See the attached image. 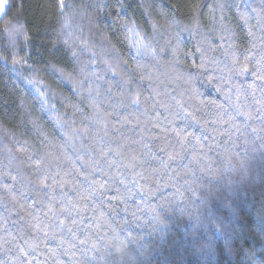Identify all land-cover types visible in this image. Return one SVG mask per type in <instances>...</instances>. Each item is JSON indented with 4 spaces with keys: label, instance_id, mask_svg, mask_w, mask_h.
Listing matches in <instances>:
<instances>
[{
    "label": "trees",
    "instance_id": "16d2710c",
    "mask_svg": "<svg viewBox=\"0 0 264 264\" xmlns=\"http://www.w3.org/2000/svg\"><path fill=\"white\" fill-rule=\"evenodd\" d=\"M7 1L0 264H264V0Z\"/></svg>",
    "mask_w": 264,
    "mask_h": 264
},
{
    "label": "rangeland",
    "instance_id": "374dc122",
    "mask_svg": "<svg viewBox=\"0 0 264 264\" xmlns=\"http://www.w3.org/2000/svg\"><path fill=\"white\" fill-rule=\"evenodd\" d=\"M7 7H8V1L7 0H1L0 1V18H2V16L5 13Z\"/></svg>",
    "mask_w": 264,
    "mask_h": 264
},
{
    "label": "snow or ice",
    "instance_id": "6c2138e0",
    "mask_svg": "<svg viewBox=\"0 0 264 264\" xmlns=\"http://www.w3.org/2000/svg\"><path fill=\"white\" fill-rule=\"evenodd\" d=\"M61 2H63V0H61Z\"/></svg>",
    "mask_w": 264,
    "mask_h": 264
}]
</instances>
